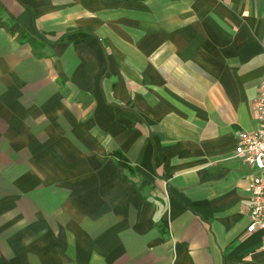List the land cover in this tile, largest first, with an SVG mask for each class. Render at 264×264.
Wrapping results in <instances>:
<instances>
[{
    "label": "crops",
    "instance_id": "crops-1",
    "mask_svg": "<svg viewBox=\"0 0 264 264\" xmlns=\"http://www.w3.org/2000/svg\"><path fill=\"white\" fill-rule=\"evenodd\" d=\"M263 77L264 0H0V264H264Z\"/></svg>",
    "mask_w": 264,
    "mask_h": 264
},
{
    "label": "built area",
    "instance_id": "built-area-1",
    "mask_svg": "<svg viewBox=\"0 0 264 264\" xmlns=\"http://www.w3.org/2000/svg\"><path fill=\"white\" fill-rule=\"evenodd\" d=\"M252 108L257 126L252 132L237 135L234 157L254 173L246 188L251 197L246 232L264 234V77L260 80Z\"/></svg>",
    "mask_w": 264,
    "mask_h": 264
},
{
    "label": "trees",
    "instance_id": "trees-1",
    "mask_svg": "<svg viewBox=\"0 0 264 264\" xmlns=\"http://www.w3.org/2000/svg\"><path fill=\"white\" fill-rule=\"evenodd\" d=\"M69 39H72L74 42H80L81 39H82V37H79L78 39L72 37V38H69ZM28 41H29V40H28ZM21 42H25V38H22V39H21ZM29 42H30V41H29ZM109 155H110L111 157L115 158V160L117 161V164H118L120 167H122V168H126L129 172H132L131 167L127 164L125 157H124L121 153L114 151V152H111Z\"/></svg>",
    "mask_w": 264,
    "mask_h": 264
}]
</instances>
